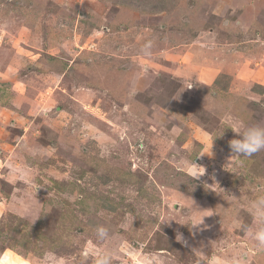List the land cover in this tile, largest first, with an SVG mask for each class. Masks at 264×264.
<instances>
[{
  "label": "rangeland",
  "instance_id": "374dc122",
  "mask_svg": "<svg viewBox=\"0 0 264 264\" xmlns=\"http://www.w3.org/2000/svg\"><path fill=\"white\" fill-rule=\"evenodd\" d=\"M229 118L264 125V0H0V264H264Z\"/></svg>",
  "mask_w": 264,
  "mask_h": 264
},
{
  "label": "clouds",
  "instance_id": "9594fccd",
  "mask_svg": "<svg viewBox=\"0 0 264 264\" xmlns=\"http://www.w3.org/2000/svg\"><path fill=\"white\" fill-rule=\"evenodd\" d=\"M151 45V41L146 42L142 51L145 54H148ZM136 93V89L133 88L131 95L134 96L136 95ZM225 123L227 125L226 128L231 129L238 136V138H233L229 142L231 153L234 154L236 157H252L257 153L264 151V125L257 124L249 126L246 125L244 121L235 118H229L228 120H226ZM204 172L205 169L203 170V173L195 171L192 174V178H199V176L203 175ZM252 207L254 209V217L256 222L255 230H250L239 222L234 224L233 228L234 230L239 229L246 231L251 237V239L254 241L256 249L258 251H264V195L258 196L257 199L253 202ZM202 218L203 217H189L186 218L185 222L181 225H186L190 229H195L203 223ZM95 233L97 240L100 242L107 241L111 238L109 227L103 224L97 225ZM177 240L183 242L182 237L180 235ZM84 255L85 257H87L89 253L85 252ZM92 256L94 258V264H113V251L107 247L93 250ZM231 264H244V259L238 254L236 257L233 258Z\"/></svg>",
  "mask_w": 264,
  "mask_h": 264
},
{
  "label": "crops",
  "instance_id": "0c3cea01",
  "mask_svg": "<svg viewBox=\"0 0 264 264\" xmlns=\"http://www.w3.org/2000/svg\"><path fill=\"white\" fill-rule=\"evenodd\" d=\"M262 82V81H261Z\"/></svg>",
  "mask_w": 264,
  "mask_h": 264
}]
</instances>
